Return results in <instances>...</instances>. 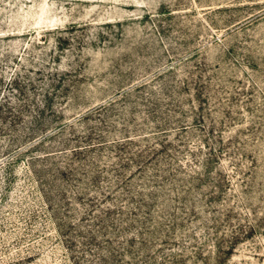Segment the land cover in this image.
I'll return each mask as SVG.
<instances>
[{"label": "rangeland", "instance_id": "rangeland-1", "mask_svg": "<svg viewBox=\"0 0 264 264\" xmlns=\"http://www.w3.org/2000/svg\"><path fill=\"white\" fill-rule=\"evenodd\" d=\"M113 247L264 264V0H0V264Z\"/></svg>", "mask_w": 264, "mask_h": 264}, {"label": "trees", "instance_id": "trees-1", "mask_svg": "<svg viewBox=\"0 0 264 264\" xmlns=\"http://www.w3.org/2000/svg\"><path fill=\"white\" fill-rule=\"evenodd\" d=\"M17 115L19 116V114H17ZM78 150H81V149L75 148L72 151L78 152ZM109 194H110V192L108 194H104L102 197V200L105 199ZM89 239L92 240V243H94V245L96 246V249H98V250L99 249L102 250L104 244L112 243L110 238L105 239V241L103 243V241H99V239L97 237H95L94 235L90 236ZM95 242H98L99 244L96 245L97 243H95ZM130 243H133V241H131ZM131 245H129V246H131ZM126 251L129 252V250H126ZM82 253L85 254L86 252L82 251ZM122 255H124L123 250L120 251V249L113 247L109 250L108 254H103V252L100 253L99 257L96 259V261L100 260L98 264H119V262L122 261L120 259L122 257ZM83 256H84V258L87 257V255H83ZM91 256L94 258V255H91ZM88 260L89 261H87V264H96V262L94 261L95 259H88Z\"/></svg>", "mask_w": 264, "mask_h": 264}]
</instances>
